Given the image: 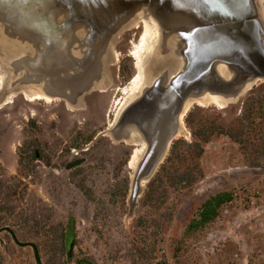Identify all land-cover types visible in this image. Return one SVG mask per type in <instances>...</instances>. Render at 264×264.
<instances>
[{"label": "rangeland", "instance_id": "1", "mask_svg": "<svg viewBox=\"0 0 264 264\" xmlns=\"http://www.w3.org/2000/svg\"><path fill=\"white\" fill-rule=\"evenodd\" d=\"M142 31L138 26L120 34L108 87L92 90L79 105L24 92L0 102V229L10 226L21 241L35 242L43 264H77L79 258L96 264H264V79L236 101L192 103L182 132L130 213L135 144L115 140L108 128L125 90L130 94L136 84ZM200 129L211 132L201 154L194 146ZM242 129V142L230 135ZM175 143L183 157L172 164ZM78 144L91 147L82 152L88 183L75 182L65 169L66 151L69 158ZM182 172L188 175L181 181ZM223 191L233 197L216 219L188 231L202 204ZM71 218L75 238L67 241ZM0 264L37 263L31 246L18 245L3 230Z\"/></svg>", "mask_w": 264, "mask_h": 264}, {"label": "water", "instance_id": "2", "mask_svg": "<svg viewBox=\"0 0 264 264\" xmlns=\"http://www.w3.org/2000/svg\"><path fill=\"white\" fill-rule=\"evenodd\" d=\"M235 9L242 11L228 14ZM141 16L158 24L159 46L144 65L140 92L108 128L117 141L145 145L132 179L131 214L182 132L188 107L236 101L264 79L262 1L0 0L2 103L19 92H39L79 105L92 90L107 88L117 39ZM3 230L31 246L43 264L35 242L21 241L10 226Z\"/></svg>", "mask_w": 264, "mask_h": 264}, {"label": "trees", "instance_id": "3", "mask_svg": "<svg viewBox=\"0 0 264 264\" xmlns=\"http://www.w3.org/2000/svg\"><path fill=\"white\" fill-rule=\"evenodd\" d=\"M252 117V115L248 116V118L250 119ZM250 124L253 126L255 119L252 121V119H250ZM221 132H226L225 128H221L220 129ZM211 132H208L204 129H200L198 130V134H196V142L194 143V146L199 149V154H201L202 151V145L203 143H205L208 140V137L210 135ZM245 133V130L242 129L240 132H236V133H231L230 135L232 137H235V140L242 142L244 138H238L239 136L243 135ZM180 148H182L181 146H179V144L177 145L176 143L173 146V150L171 153V156H169V160L172 164H174L176 162H178V160L182 159L183 157V151H181ZM192 148V146H190ZM168 174H172V176L174 175V172H171V170L167 171ZM176 172H179L178 169L176 170ZM188 175L187 172H182L179 173V179L182 181L184 180L185 176ZM162 181V179H161ZM232 192L230 191H223L220 192L216 195L211 196L209 199H207L201 206V209L199 211V217H194L191 219L189 225H188V231H195L201 228L206 227L209 223H211L212 221H214L216 219V217L219 214V209L220 207L225 204L228 201L232 200ZM4 206L1 205L0 208H3ZM2 221V220H1ZM0 221V222H1ZM19 221V219H18ZM30 218L27 217L26 218V222H29ZM17 222V220L15 221ZM70 229L69 232L66 236V240L67 241H73V239L75 238V232H74V224H75V219L71 218L70 219ZM37 235V234H36ZM35 235V236H36ZM77 264H96L93 260L89 259V258H79L76 261Z\"/></svg>", "mask_w": 264, "mask_h": 264}, {"label": "bare ground", "instance_id": "4", "mask_svg": "<svg viewBox=\"0 0 264 264\" xmlns=\"http://www.w3.org/2000/svg\"><path fill=\"white\" fill-rule=\"evenodd\" d=\"M138 26H143V31H142V35L140 38L141 41L139 42V44L137 46V50L135 52V58L137 60L136 67H137L138 72H137L136 77L134 79L136 84L133 85V87H132V89H133V91H131L132 94H134L135 92L138 91V89L141 85L140 83L143 82V80L145 79L144 74H143L144 65L146 64V62L148 61L150 56L153 54V52L156 50V48L159 46L160 37H161V31H160L158 24L154 20H152V18H150L148 16L139 17L133 23V25L130 28L138 27ZM4 78H6L5 77V68L0 65V89H1L2 84L4 82ZM130 89L131 88L125 90V92L129 93ZM31 93H32L30 95L31 99H43V97H44V98H47L48 102L52 100L49 96L46 97L39 92H31ZM29 94L27 93V95H29ZM128 100H129V98L127 99V101ZM127 103H125L123 106H125ZM123 106H122V108H123ZM118 114H119V112H118ZM144 150H145L144 144H142L141 146H138V148L134 152V155H133L131 162H130V166L132 168L136 167V164H137L138 160L140 159L141 155L143 154Z\"/></svg>", "mask_w": 264, "mask_h": 264}, {"label": "flooded vegetation", "instance_id": "5", "mask_svg": "<svg viewBox=\"0 0 264 264\" xmlns=\"http://www.w3.org/2000/svg\"><path fill=\"white\" fill-rule=\"evenodd\" d=\"M135 76V75H134ZM144 81H145V79L143 80V82H141V85H140V87H139V89H138V91L137 92H135L134 94H129V93H127V95H126V97H125V99L122 101V103H121V105H120V107H119V109L120 108H122V106L125 104V103H127V102H129L130 101V99L133 97V96H135V95H137L139 92H140V89H141V86H142V83H144ZM32 93H30V95H31ZM51 98V97H50ZM129 98V100L127 101V99ZM43 99H46V98H44L43 97ZM52 99V98H51ZM53 100V99H52ZM77 106V105H76ZM66 107H67V109H71L72 111H76V110H80V109H85L84 107H77V109H74V108H69V106L66 104ZM119 111V110H118ZM118 114V113H117ZM116 118V114H115V117H114V119ZM113 119V120H114ZM112 123H113V121L110 123V126L109 127H111L112 126ZM79 132H77L76 133V135L78 134ZM103 134H105V135H107V133H103ZM138 146H141V144H135V147H134V150H133V153H132V156H131V159H132V157H133V155H134V152L136 151V149L138 148ZM77 148H75V149H72V152H73V155H70L69 156V158H68V156H67V151H66V154L64 155V157L65 158H67L68 159V161H67V163L65 164V169L66 170H68V172L70 171V172H72L73 173V175H72V178L75 180V182H79L80 181V179H84V181L86 182V183H88L89 181H91V180H89V176H88V174L85 172V171H82V167H83V165L87 162V160H88V158L82 153V152H84V151H87V150H90L91 149V147H89V148H87V150L85 149V148H81V145H77L76 146ZM62 152H63V150H62ZM37 155H36V157L37 158H39V154L38 153H36ZM50 155H51V158H52V160L51 161H53L57 156H55V152L52 154V153H50ZM80 159H85V161L82 163V164H80V165H76V166H73L72 168H67V166L69 165V164H72V163H74V162H76V161H78V160H80ZM131 159H130V161H129V165H130V162H131ZM63 161V160H62ZM50 166H53V164H52V162H51V165ZM131 167V166H130ZM132 168V167H131Z\"/></svg>", "mask_w": 264, "mask_h": 264}, {"label": "snow or ice", "instance_id": "6", "mask_svg": "<svg viewBox=\"0 0 264 264\" xmlns=\"http://www.w3.org/2000/svg\"><path fill=\"white\" fill-rule=\"evenodd\" d=\"M241 11H242L241 9H235V10H232L231 12H228V14H230V15H239Z\"/></svg>", "mask_w": 264, "mask_h": 264}]
</instances>
